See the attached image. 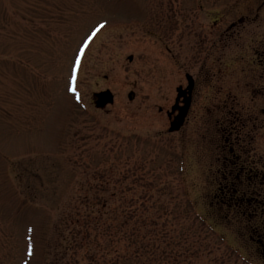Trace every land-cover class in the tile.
I'll return each instance as SVG.
<instances>
[{"label": "rangeland", "instance_id": "1", "mask_svg": "<svg viewBox=\"0 0 264 264\" xmlns=\"http://www.w3.org/2000/svg\"><path fill=\"white\" fill-rule=\"evenodd\" d=\"M262 37L258 0H0V264H264V190L248 184L264 174ZM186 74L194 106L168 133L160 108ZM105 90L115 102L97 110ZM101 160L133 161L128 179L104 184ZM120 190L131 238L83 251L65 212Z\"/></svg>", "mask_w": 264, "mask_h": 264}, {"label": "flooded vegetation", "instance_id": "2", "mask_svg": "<svg viewBox=\"0 0 264 264\" xmlns=\"http://www.w3.org/2000/svg\"><path fill=\"white\" fill-rule=\"evenodd\" d=\"M255 1V0H254ZM258 2H260V3H264V0H258ZM257 3V2H256ZM260 7H262V6H260ZM243 17H245V16H241L240 17V19H239V21L238 22H242L243 20H241V19H243ZM217 23V21H214V25ZM233 25H235V23H233L232 24V26ZM231 26V27H232ZM230 27V28H231ZM94 29V28H93ZM89 34H91V32L89 33ZM262 34V33H261ZM243 35L244 34H242L241 35V37H240V41H239V45H241L242 47L244 46V44H245V42H244V40H243ZM246 37H244V39H245ZM263 39H264V37H262V38H259V39H257L250 47L252 48V46H254L255 45V43H259V45L255 48V53L254 54H256L257 56H260L261 57V59H262V61H264V41H263ZM246 40V42H247V39H245ZM261 41H263V42H261ZM239 45H238V49H237V51L235 52V53H232V52H230V54L229 55H237V53H239V55H243V58L242 59H244V55H247V51H249V48H244L243 50H242V48H239ZM254 49V48H253ZM250 55H252V56H254L253 55V53L250 51ZM134 59V57L133 56H130L129 58H128V60L129 61H131L132 62V60ZM186 80H187V82H186V86H183V85H181V86H179L178 87V89H177V95H176V98L174 99V102L172 103V105L170 106V108L169 109H166V108H160V112L161 113H165V115L167 116V118H168V121H169V127H168V133H179V132H181V131H183V129L188 125L187 123H188V121H189V117H190V114H191V111H192V109H193V106H194V101H195V92H196V88H197V81L193 78V76H191L190 74H186ZM234 80L232 79V81L231 82H233ZM189 89H191V90H189ZM105 91H110V90H105ZM67 92H68V90H67ZM101 92H104V91H101ZM111 92V91H110ZM98 93H100V92H98ZM112 93V92H111ZM94 94H96V93H94ZM94 94H93V101H94ZM112 95H113V103H111V104H108V105H106L104 108H97L96 107V105H95V101H94V105H95V108L97 109V110H105L106 109V107H108V106H110V105H113L114 104V102H115V96H114V94L112 93ZM131 95L133 96V98H131ZM72 98H73V95H72ZM129 99L131 100V101H133L134 99H135V92H130V94H129ZM73 101L76 103V100L73 98ZM185 109H187V112H186V110ZM183 114H185V118H184V121H183V124H182V126L180 127V129H178V130H176V131H173V132H170V130H171V128H172V125H173V123H175V125H177L178 124V122H179V118H180V116H182ZM122 141L124 142V143H126L127 142V140H125V138L124 139H122ZM116 146H117V148H116ZM118 146L119 147H122L121 146V143L120 144H118V143H115L114 144V146L113 147H111L110 148V153H113L114 155L116 154V153H118L119 151H120V149L118 148ZM230 152H231V149H230ZM115 159H117V158H115ZM109 159L108 158H106V161H108ZM225 160H227L226 159V156H225ZM121 161V160H120ZM131 162H133V161H131ZM108 163H109V161H108ZM127 163V164H126ZM144 163V162H143ZM116 164H118V169L115 171L114 169H112V168H110V166H107V167H104V164H103V162H102V160L101 161H99V162H96L95 163V165H96V167H100V178L101 179H104V184H111V182L109 181V180H107V175H108V172L110 173V171H112V174L113 175H115L116 173H120L121 171H123V170H125V169H128L127 167H129V164H128V161H125V167H123L121 164H119V161H117V163ZM90 168V167H89ZM107 168H109V169H111L110 171H106V169ZM104 171V172H103ZM239 171V170H238ZM121 175H123V174H121ZM123 176H125V175H123ZM127 177H129L128 175H126ZM105 177V178H104ZM118 178V177H117ZM227 178H229L228 177V175L226 176V177H224V179L226 180ZM243 178V176L241 177L240 176V174L238 173L237 174V176H236V179L239 181H241V183L243 182L244 183V180H241ZM251 182L250 183H248L249 184V186L250 185H252V184H255V185H257L258 184V180H260L259 181V187H255V189H256V192L258 193V195H262V192H263V190H264V174H262V173H256L255 175H253L250 179H249ZM254 182V183H253ZM224 185H226V182H224V184H223V186H222V188L220 189L221 190V193L223 194L224 193V195H225V190H233L234 192H237L238 190H239V188H237L236 187V184L234 183V184H232V186H230V185H226V186H224ZM252 187H249L248 189H251ZM131 191L130 190H120V191H118V192H116V193H113V194H110V195H115V194H127V193H130ZM108 193V192H107ZM238 193V192H237ZM102 194H105V192H103ZM106 195V194H105ZM234 195H236V193L234 194ZM225 198L223 197L222 198V201H220V198L217 200V201H213L217 206H221V205H224L225 203H224V200ZM113 200V199H112ZM249 201H247V200H244V199H242V200H239L238 201V203L237 204H234V205H240V204H242V203H248ZM257 207H256V210H258V207L261 209V216L262 217H264V199H262V203L261 204H257L256 205ZM109 207H110V205H109ZM238 210V209H237ZM73 212V209L71 208V210H68V211H66L65 212V214L66 215H70L71 213ZM66 215H64L65 217H66ZM256 216H258V214H256ZM71 220V218L68 220V221H70ZM69 229H71V227H68L67 228V230H69ZM72 230V229H71ZM71 230L69 231V233H71ZM65 238H67V236H65ZM64 238V239H65ZM90 241V240H89ZM88 241V242H89ZM88 242H85V244H87ZM112 251H113V249H112Z\"/></svg>", "mask_w": 264, "mask_h": 264}, {"label": "trees", "instance_id": "3", "mask_svg": "<svg viewBox=\"0 0 264 264\" xmlns=\"http://www.w3.org/2000/svg\"><path fill=\"white\" fill-rule=\"evenodd\" d=\"M119 164L125 167V162L119 160ZM131 164L132 162L129 163V168L126 170L127 172H131ZM135 164L140 166V162H136ZM110 170L111 169L109 168L106 169L107 172ZM140 170H142L141 167ZM119 174L125 176L123 178H121V176L117 178V182H122L123 180L128 179L124 170ZM110 175L112 176L113 174L111 173ZM109 179H111L110 176L107 177V180ZM111 198L117 201V205L109 207V201L107 200L106 195L96 194L95 198L92 199L93 201H91V207L87 208L85 212L80 213L79 210L73 209V212L70 215L65 214L66 217H63L64 221L61 220V223H64L65 225L67 222V228L71 227L72 230L70 235L71 238H74L73 240L75 242L78 241V238L84 242L90 240L87 244H84L81 247L83 251L99 249V245H96V243L99 241V238H106V236H108V231L110 232L108 238H131V208L125 209V205H128L130 201L129 195L121 193L111 195ZM101 205L104 210L101 208L97 209V206ZM74 210H77V212H74ZM108 215H111V221H102ZM70 218L71 220L68 221ZM92 237L94 239H91ZM143 238H146L145 233H143ZM65 240H67V238H65L64 241ZM69 243V240L65 242L64 250H67L66 245ZM47 248H49V245ZM129 249H131V247ZM113 251L117 252L116 248H114Z\"/></svg>", "mask_w": 264, "mask_h": 264}, {"label": "water", "instance_id": "4", "mask_svg": "<svg viewBox=\"0 0 264 264\" xmlns=\"http://www.w3.org/2000/svg\"><path fill=\"white\" fill-rule=\"evenodd\" d=\"M189 90H191V89H189ZM131 98H133L132 95H131ZM94 101H95V105L97 108H104L106 105L113 103V95L110 91H104V92L96 93V94H94ZM185 110L187 112V109H185ZM184 118H185V114L180 116L178 124L175 125V123H173L170 132H173V131L180 129V127L183 124Z\"/></svg>", "mask_w": 264, "mask_h": 264}, {"label": "snow or ice", "instance_id": "5", "mask_svg": "<svg viewBox=\"0 0 264 264\" xmlns=\"http://www.w3.org/2000/svg\"><path fill=\"white\" fill-rule=\"evenodd\" d=\"M101 27H103V25H101Z\"/></svg>", "mask_w": 264, "mask_h": 264}]
</instances>
